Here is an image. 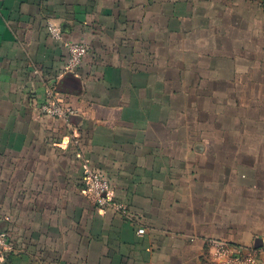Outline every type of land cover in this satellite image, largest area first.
<instances>
[{
  "label": "crops",
  "instance_id": "obj_1",
  "mask_svg": "<svg viewBox=\"0 0 264 264\" xmlns=\"http://www.w3.org/2000/svg\"><path fill=\"white\" fill-rule=\"evenodd\" d=\"M0 231V264L264 262V0H0Z\"/></svg>",
  "mask_w": 264,
  "mask_h": 264
},
{
  "label": "built area",
  "instance_id": "obj_2",
  "mask_svg": "<svg viewBox=\"0 0 264 264\" xmlns=\"http://www.w3.org/2000/svg\"><path fill=\"white\" fill-rule=\"evenodd\" d=\"M48 29L52 39L63 43L68 49L69 57L65 67V73L75 74L89 54L87 42L85 40H65L61 27L53 21L49 22ZM39 110L45 115L62 120L68 126L70 125V118L77 112L71 106L59 104L52 91L47 93L46 100L39 106ZM84 182L87 187V192L94 198L99 207L106 210L111 209L118 213L124 212L125 207L122 203L116 201L110 182L105 180L97 171L88 165L85 168ZM138 233L144 234L145 230L140 228ZM215 245L217 246L220 257L229 259L228 264H264V262L257 261L255 252L245 258L242 248H232L221 242H215ZM13 253L14 247L10 235L7 232L0 231V262H5Z\"/></svg>",
  "mask_w": 264,
  "mask_h": 264
}]
</instances>
